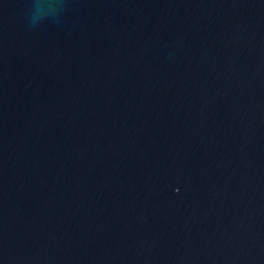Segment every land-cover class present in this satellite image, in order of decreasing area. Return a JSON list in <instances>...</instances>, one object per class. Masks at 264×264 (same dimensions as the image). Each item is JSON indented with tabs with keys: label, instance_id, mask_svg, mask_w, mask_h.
I'll return each instance as SVG.
<instances>
[{
	"label": "water",
	"instance_id": "1",
	"mask_svg": "<svg viewBox=\"0 0 264 264\" xmlns=\"http://www.w3.org/2000/svg\"><path fill=\"white\" fill-rule=\"evenodd\" d=\"M0 264H264V0H0Z\"/></svg>",
	"mask_w": 264,
	"mask_h": 264
}]
</instances>
